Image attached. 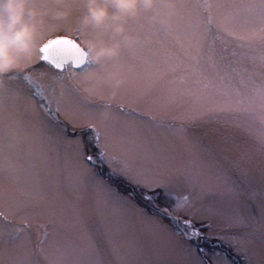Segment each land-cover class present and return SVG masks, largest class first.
Wrapping results in <instances>:
<instances>
[{
	"label": "snow or ice",
	"instance_id": "1",
	"mask_svg": "<svg viewBox=\"0 0 264 264\" xmlns=\"http://www.w3.org/2000/svg\"><path fill=\"white\" fill-rule=\"evenodd\" d=\"M29 6L35 59L0 82V264H264V0H154L103 61L85 0Z\"/></svg>",
	"mask_w": 264,
	"mask_h": 264
},
{
	"label": "clouds",
	"instance_id": "2",
	"mask_svg": "<svg viewBox=\"0 0 264 264\" xmlns=\"http://www.w3.org/2000/svg\"><path fill=\"white\" fill-rule=\"evenodd\" d=\"M32 0H0V82L10 74L22 71L35 59V48L43 22L40 11L30 7ZM86 8L79 17V27L85 33H95L90 40L93 60L103 61L105 57L119 53L122 42H133L134 37L127 33L124 21L136 15L138 9H149L154 0H85ZM112 9L110 12L109 9ZM59 17L69 15L65 9H56ZM112 39L106 40L103 34ZM93 79L91 90H86L92 99L101 100L97 93L103 88L106 77L102 74H89ZM117 80L115 85H119ZM112 96H115V86Z\"/></svg>",
	"mask_w": 264,
	"mask_h": 264
},
{
	"label": "rangeland",
	"instance_id": "3",
	"mask_svg": "<svg viewBox=\"0 0 264 264\" xmlns=\"http://www.w3.org/2000/svg\"><path fill=\"white\" fill-rule=\"evenodd\" d=\"M109 11L111 12L112 9L110 8ZM194 219H195V222H196L198 225H200V224H205V225H206V224L208 223V220H201V219L199 218L198 215H197L196 217H194ZM214 223H216V222L214 221ZM232 255H233V257H234L235 260H236V264H246V261H245V258H244L243 255L238 254V253H236V252H233ZM252 259H253L254 262H258L259 259H260V257H259V255L257 254V255H255V256H253Z\"/></svg>",
	"mask_w": 264,
	"mask_h": 264
}]
</instances>
